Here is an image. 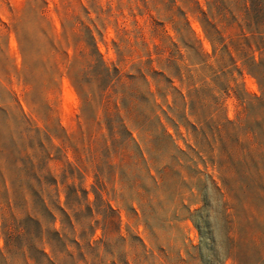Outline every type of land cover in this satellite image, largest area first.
<instances>
[{"label": "rangeland", "instance_id": "obj_1", "mask_svg": "<svg viewBox=\"0 0 264 264\" xmlns=\"http://www.w3.org/2000/svg\"><path fill=\"white\" fill-rule=\"evenodd\" d=\"M245 5L0 0V264H264Z\"/></svg>", "mask_w": 264, "mask_h": 264}, {"label": "trees", "instance_id": "obj_2", "mask_svg": "<svg viewBox=\"0 0 264 264\" xmlns=\"http://www.w3.org/2000/svg\"><path fill=\"white\" fill-rule=\"evenodd\" d=\"M248 1L249 5H245V19L253 21L256 26L261 23L262 20H264V9H263V2L264 0H246ZM258 42H256V46L258 49L261 50L260 56L257 60H255L253 57L250 58H244L243 64H245L248 68V70L253 73L255 76H257L259 73H264V42L263 38L258 37ZM260 85L262 87V93L260 96H250V100L247 101V107L249 109L260 107L263 110L261 112L258 111L257 116L261 117L259 121H254V123L262 122L264 120V83L260 82ZM137 125H142L141 123H137ZM167 137L170 138V135L167 133ZM136 144V143H135ZM182 152V151H181ZM147 163L148 160H145ZM208 176V175H207ZM263 177V176H262ZM261 176H258V179L260 181H263ZM210 178V176H208ZM212 185L214 188L219 191L220 187L211 179ZM225 183V182H224ZM260 190L264 191V187L260 184L259 186ZM198 212V211H196ZM194 224L196 225L197 229L200 230L199 224L194 220Z\"/></svg>", "mask_w": 264, "mask_h": 264}, {"label": "bare ground", "instance_id": "obj_3", "mask_svg": "<svg viewBox=\"0 0 264 264\" xmlns=\"http://www.w3.org/2000/svg\"><path fill=\"white\" fill-rule=\"evenodd\" d=\"M68 99H72V94L68 93Z\"/></svg>", "mask_w": 264, "mask_h": 264}]
</instances>
